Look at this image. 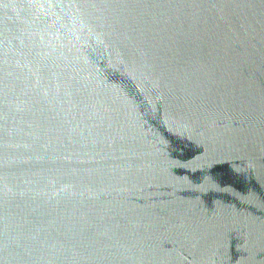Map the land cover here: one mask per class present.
I'll return each mask as SVG.
<instances>
[{
    "label": "water",
    "instance_id": "obj_1",
    "mask_svg": "<svg viewBox=\"0 0 264 264\" xmlns=\"http://www.w3.org/2000/svg\"><path fill=\"white\" fill-rule=\"evenodd\" d=\"M0 264H264V0H0Z\"/></svg>",
    "mask_w": 264,
    "mask_h": 264
}]
</instances>
